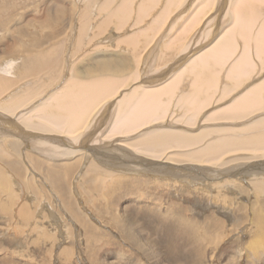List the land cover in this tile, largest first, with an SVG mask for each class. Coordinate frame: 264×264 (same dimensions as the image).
Segmentation results:
<instances>
[{"label": "bare ground", "instance_id": "6f19581e", "mask_svg": "<svg viewBox=\"0 0 264 264\" xmlns=\"http://www.w3.org/2000/svg\"><path fill=\"white\" fill-rule=\"evenodd\" d=\"M53 1L54 3H52L50 0H36V3L32 2V5L30 4L31 6L36 4V8H38V6L42 2V5L45 7L42 11V15L38 16L39 18L34 17L32 19H28L25 24L23 23V30H20L22 35H18L14 27V30L11 29L13 31H10L9 33L7 32L8 35L12 36L14 31H16V35L15 37H12V40L13 42H15V45L18 43L20 44L15 48L13 47L15 50L11 48L12 51L9 53L2 49L3 51L1 52L0 56V64L8 59L24 56L28 58L27 62L24 63L27 65V63H31L33 61L32 58H35L37 60H34L30 64V69L26 67L24 68V71L22 73L32 74V71H39L40 68L51 63V66H55L54 70H56L55 68L57 67V72L55 71V73L57 74H55L54 76H56V79H59L64 75L66 68H68V63L71 64L73 59L81 56L83 53H88V51H90L91 49L94 50L93 47L96 45V43H100L98 41V38L101 37V35H105L103 41L105 39L114 37L107 31L111 25H115V31H122L121 29L123 28V25H125L126 21L132 16V13L134 11L133 6L135 3V0H118L119 5H117V3L115 4L116 0H103L100 9L98 8L100 13L97 14L100 16L104 14V11L108 10L109 12L107 13V16H104L102 20L99 21V24L94 23L96 18L90 20L93 17V10L89 5V10L87 9L83 12V16L86 17V19L82 20L79 25L77 24V33L75 34L74 29H76V27L75 25H73V20L76 21L75 12L72 14L73 19H64V16L61 13H56L57 8L60 7L59 3L61 2V0L60 2H58V0ZM166 1L167 2L164 10H162L159 13L160 15L155 17L154 20L152 19L153 22L151 23V29H147L148 31L144 32L145 34L141 33L136 35L135 32V37H133L132 39H128L125 42L127 46L134 48V52H140L138 46L142 42V38L148 40L150 39V43H152V41L154 42L155 37L153 35H155L156 30L160 33V30L164 26L168 17L171 15L170 9L176 8L178 4L182 3V1L184 2V0ZM193 1H198L199 3V0ZM213 1L215 2V0ZM230 1V5L233 4V12L230 11L232 12L233 17L230 19H232L233 22L232 20H230L232 24L230 25V27H228L229 30L231 29L230 36H225V38L223 33H221V36L218 35L220 37L216 36V40L212 43L210 42L211 44L208 43L209 46L207 44L208 47L204 48V51L202 50L199 56H194L195 58H193L192 60H190L189 58L188 63H186L185 66L180 69V71H174L173 69V74L170 75L169 82L168 80L167 82L159 80V82L163 81V83H166L165 86L163 85V87L161 86V88L154 87L152 89L147 87V89L139 85L141 87H139V89L138 85L136 87L131 86V90H127L128 92L122 97V99L119 100V102L111 103V101L113 100L109 101L110 103L106 102L112 97H115V95L118 94L123 87H129V85L128 87L126 86L128 80H130L131 78L128 79L127 75L130 74L127 73L128 71L127 69H125V66L127 64H130V67H132L133 65L131 66V64L133 63H127L129 60L127 59V56L123 54L119 56L120 60H116L117 63L112 59H108L109 61L105 59L104 62H102V60L100 63L95 62L93 69H95L96 72H88V74H86L87 77L82 76V73L76 72L77 68H79L80 66L71 65L72 70H75V73L71 76V78L69 77V80L66 79V82L63 83L61 87H56V91L52 92L48 96V98L45 97V99H43L41 103L38 104V106H36L35 108H33L32 106L31 110H29L30 106L33 105L35 101L41 100L43 94L46 93L49 88L54 86V84L56 83V79H51V81L54 82L53 86L49 88L47 87V84L44 83L42 86H40V88L31 90L29 88L26 89L24 92V96L22 95L23 97H16L15 93L13 95H9L8 104L5 106L0 105V110L3 112H0V150L3 151L4 149L8 152L9 148H4L7 145L6 147L11 148L9 150H11V152L15 155L16 160L13 161L10 166H8L9 169L8 167H5L6 170H8L9 173L10 171L13 172L15 177L17 176L19 178L15 171L24 172L26 170V156L31 163H34L35 168L40 174V178H42L44 181L43 183L50 182L54 189L53 192L55 193V195L57 194L56 197L60 195L63 198L61 203L63 208L67 209L66 213L70 216L69 219L75 222L77 221L78 224L83 227L85 232H87L86 224H88L89 222L87 220L86 222L88 223L85 224L84 222V220L86 219L85 215L87 213L85 215H83L82 213L79 214L81 210L77 209V205H75V202L72 198L74 194L72 191H75V188L71 189L72 186L71 183H69L70 186H67L66 184L64 189L62 184H60V182H62V179L59 176L62 170L63 173L66 172L67 175L70 172L73 173L78 165L79 160H85L89 162L88 160H94L93 156H95L97 160H99L98 162L95 160L97 164H100V166L105 165L103 166L104 169L107 166L115 170L118 169V171H111L108 168L106 170H103L102 168H100V166L98 167V165H94L93 162L92 165L94 166L89 170V173H87L85 177H83L85 185H78V189H80L81 191H84L83 189H86L84 192L88 193L87 195H84V193L82 192V198L84 199L83 205L89 209L90 207H92L90 210L104 219V225L108 226L110 224L123 237L124 240H129V242L133 244L132 246H135L137 251L147 259L146 262L149 261L150 264L164 263L161 259L162 256L159 255V251L155 248V245L151 243L150 239H152V234H144L148 225H150V231H157L158 233L160 232L164 234V236L168 237L169 239H176V241L180 245L178 243H174V246L178 249L190 248L192 257H195L197 259L200 258L204 262L206 261V259L207 261L211 260L214 257V255L212 254L213 250H211V248L221 243V241L223 239H226L225 237L229 235L228 231L224 232V229L226 228L225 224L227 225V222H223V218H216V216H214V213L206 214L203 217L204 220L198 222L196 221V219L187 215L188 208L184 206L185 203L174 202V204L169 205L167 208H164L162 204H160L162 202L161 198L156 197V200H154L150 205L152 206V208L150 206H146L148 212L146 211V213H143V219H140V221H138L137 223L132 224L127 223V219L125 217L126 215L121 216L122 214L118 215L116 214V212H114V206H112V204L114 203L111 201L114 200L119 203V201L123 202L126 198H133L132 196L138 198L140 192H143L145 188H153L155 190H158L161 183L166 185L167 187H171V183L174 179H180L187 184L189 182H192V184L190 185H194L193 182H198L203 188L206 187V190H210V188L212 189L216 187L218 188V190L220 188L226 189L230 194L236 193V191L240 193V195L243 196L245 200H242L243 202L237 203L238 212L230 211L231 214L229 215V218L231 220L233 219L232 223H237V221L243 223V220L246 217L244 214V210H246V207H248L247 203L249 204L251 210L255 205L261 206L260 209L262 213H264V79L262 76L264 75V9L263 7H260L261 4L264 3V0ZM85 2L88 3L87 1ZM141 2H143V0H141ZM156 2L157 0H146L145 3L143 2L144 4L140 3L139 5H137H141V7L136 10L137 18H135L137 25L143 22L142 19L147 18V13L150 11L151 7L153 8L155 6ZM195 2L192 3V5H197V2L196 4ZM206 2L213 3L212 0H206ZM224 2H228V0H224ZM204 6L203 8H206ZM40 7L42 8V6ZM211 7L213 6L211 5ZM75 8L76 7H74V9ZM228 9L229 8H227V10ZM168 11L170 12L169 14ZM187 11L189 12V10ZM187 11L184 10V13ZM203 11L206 12V10ZM191 13H193V11ZM197 13V16L195 14L193 15V17H196L190 20L188 26L186 25L188 23H186L185 25L183 24V26H187L184 27L186 30L183 28L184 30L182 31H185V36L189 33L190 30L194 31V29H196L197 26L202 23L199 21V13H201L200 10ZM133 14L135 15V12ZM45 17L49 21L54 20L58 24L63 19L61 25L59 24V28L57 29L61 34L54 33L53 28H50V31H53V33L46 32L45 26L42 25ZM131 20L135 21L134 19ZM33 22L37 24L40 22L39 28H36L32 24L27 25ZM214 22L213 24H215ZM219 23L222 24L223 21L222 23ZM95 25L98 26L95 28ZM132 25V27L136 26L134 24ZM194 26L196 27L194 28ZM255 27H257V30L259 28V30L255 31V37H253V31ZM67 28L70 30V33L72 32L71 38H69L70 35L66 30ZM218 29L215 30L217 31ZM223 29L225 28L223 27ZM90 30L93 31L92 34H90L89 32ZM38 33H41L42 35H40L39 37L36 36ZM179 34L178 36L180 38ZM232 34L234 37L238 36V38L242 41V45L236 43V39L231 36ZM8 35L6 36V38L8 37ZM125 36L127 37V35ZM164 36L165 35H163V37H161L160 39H163ZM23 37L29 38L27 39V41H25ZM209 37L211 38L210 35ZM65 40H69V48L72 49L70 50V53H68L71 54V56H67L68 54L65 53V57L62 60L60 56L62 55ZM120 40H117V42H119ZM203 40L201 42H203ZM183 43L185 42L181 43L177 41L176 43H174V45L177 44L179 46L177 51H180V54L184 52V46L187 45H184ZM182 44L184 46H182ZM167 45L169 44L167 43ZM12 46H14V44ZM100 46L101 45L99 44V47ZM144 46L146 45L144 44ZM187 47L189 49V44L188 46H186V48ZM96 48L98 47L96 46ZM155 48L151 49L152 51H154L153 53H149L150 47L145 48L149 51L143 49L144 51L149 53L147 58L143 57V62L141 61V52L138 53L140 54V58L136 56V58L140 59L139 62H142L143 67L146 64H148L149 66L148 60L152 56H154V59L152 58L153 61L151 60L152 62L161 60L160 56L162 54L159 49L160 46H158V50H155ZM166 49L168 51L170 49V46H164V50ZM237 51H239V54L233 59L232 57L237 54ZM138 54L136 53V55ZM70 58L73 59L70 60ZM92 58L94 59V57ZM67 59L68 61H66ZM230 59H233V62H231L232 66L229 67V69H227L228 67H226L227 71H229L226 72V75L224 74L225 76H223L224 79L221 87H224L222 90H220V100L232 97V95H234L236 91L238 92V96L235 95L234 97L236 98L233 97L234 100H232L228 106H225L223 110H221L220 112H218L219 110L216 111L218 112V114L213 115V118L207 119L215 122L222 121L233 123L234 121L235 123H238L240 121L242 122L244 120H247L246 123L243 124V126L239 123L235 124L236 127L218 126V128H212L205 126L206 128L203 127L204 129H201L196 133L185 131L186 129H176L179 126L178 123H180L181 125L184 124L185 126L180 125V127L183 128H189V126L198 124L195 122L196 119H199L198 117L202 115L203 111L207 110V108L212 105V98H214V96L217 94V91L219 90V84L221 83L219 67L225 68V65L231 61ZM255 59H258V61L260 60L261 63H258ZM134 61L136 62L138 60ZM139 62H136V64L138 63L137 66L141 63ZM178 62L179 63H177V65L181 64L180 61ZM178 67L180 66L178 65ZM255 67L258 68L256 70L257 74H253L255 71ZM159 72L160 71H158V73ZM162 72H164V70H162ZM167 72H169V70ZM136 74L135 82L141 79H138L141 76L137 73V71ZM135 76L133 77L135 78ZM37 78L39 77L37 76ZM1 80L3 81L0 83V96L4 95L5 92L10 91V88L8 86L9 84H7L6 80ZM156 80L153 81L157 83L158 81ZM187 81H189V85H184V89L180 88V86ZM252 81L254 82L250 84ZM179 88L183 90L180 91L181 93L178 99L176 91L179 92ZM245 88L247 89L246 91H244ZM241 89H244L242 92L245 93H241L239 95V90ZM175 97L177 98L176 102H178L176 104L178 110L179 108L183 110L181 111L183 117H180V120H172L171 118L172 122L174 123H177L178 121L177 124H174L171 121H166L165 119L166 116H168L167 114L169 112L171 104L173 105L172 98ZM255 114H258L257 118L253 117V115ZM165 124L167 125V128L162 127V125ZM171 124L174 125L175 129H171L173 127L169 128ZM152 126L154 128L150 129ZM142 130L145 131L143 132ZM140 131H142L143 133L138 134V132ZM58 134H66L69 139H65L64 136L66 135L63 136L64 138H59L60 136ZM54 135L59 136L57 137L59 138V142L57 143V145L55 141L56 136ZM132 136L135 137L131 138ZM8 138H10L9 143L4 144ZM79 144H81V146H78ZM34 146L35 148L32 149V147ZM32 152H34L37 157H32L29 154ZM42 153L47 156H45L44 158V155ZM2 155L3 153L0 152V158L3 157ZM40 158H44L47 161ZM59 158H61L60 160H70L74 158L76 159L74 160L75 163L67 165L63 163L64 161H58ZM48 161L57 162H54L53 164V162L50 163ZM237 162L238 164H236L235 167H232L234 166L232 164H235ZM245 167L246 169H243ZM101 169L105 171V174L106 171L107 173L114 172L113 174L110 173L108 175L112 176V179L100 176L103 175V173L101 174L99 172L102 171ZM6 170L4 171L8 173ZM123 171L128 174L129 178L127 176H124V174L119 175L120 172ZM32 172L34 173V171ZM115 172L118 173V175H116ZM139 173L153 180H155V178H163L168 179L170 182H162L161 180L143 181L144 179L140 180L136 176H132ZM28 174L30 176L33 175L32 173ZM92 174H97L99 176H93ZM223 175L228 178H226L227 180H223L221 184L219 183L220 185H218L217 182L220 181L219 177ZM238 176L251 178V180H248V189L246 188V186L244 187L242 184H237L235 183V181L231 180L233 177L236 178ZM65 177L67 178L66 175ZM123 177H126V179H124ZM215 177L216 180H214ZM213 180L215 182L214 184ZM216 183L217 186H215ZM0 185L3 186L5 184L0 182ZM27 189V193L33 194L32 196H37V194L35 193V188L30 189L29 187H27ZM49 189L50 188H48V190ZM104 190H106L107 193ZM117 191L122 192L121 199L119 198L120 195L117 196ZM6 194L11 195V193L9 192H7ZM212 195L211 197L210 195H208L212 201H219L217 197H213ZM101 196L105 199L104 203L101 201ZM142 196L148 198L150 196V192L143 193ZM252 198H254V202H251ZM9 199H7V202L11 200ZM98 202L103 204H98ZM115 207L118 208L119 206H117L116 204ZM30 211V209L26 212L23 211L22 213L24 214V217H30ZM256 211H252L253 217L251 221L256 222H253L257 227L256 230L259 228L260 231L253 232L254 230H250L253 233L252 235L249 233V231H247V234H249V237H251L249 238L248 244L249 246L253 247V249L254 247H258L259 243L262 240L264 241L263 227H259L258 223V220L264 221V215L262 214V216H257ZM59 225L57 224V226ZM136 225L139 227L137 229L133 228V226ZM232 225L234 226L235 224H231V226ZM106 226H104V228ZM126 226H130V229H128ZM89 227L91 228L90 225ZM231 230H229L230 234ZM235 231L236 230H234L233 233H235ZM88 236H85V240L87 242L89 251H97V248L100 250L105 246V244H100L98 242L92 241V239H90ZM52 237L51 239L55 242V240L57 239ZM233 241L237 242L238 240ZM106 242L107 241H105V243ZM69 250L66 251V248H63L60 252V256L62 255L68 258L71 253V251ZM97 252L91 253L89 257H91V259L93 260L95 258V253ZM256 256L257 258H259L260 256H264V250ZM139 259L141 260V258ZM138 261L136 262V264H140V262L138 263ZM258 261L261 262L262 260L259 259ZM91 262L92 264H107L106 261L100 262L99 260L98 262H96V260H93ZM250 263L253 264V262H248V264Z\"/></svg>", "mask_w": 264, "mask_h": 264}, {"label": "rangeland", "instance_id": "374dc122", "mask_svg": "<svg viewBox=\"0 0 264 264\" xmlns=\"http://www.w3.org/2000/svg\"><path fill=\"white\" fill-rule=\"evenodd\" d=\"M6 1H7V3H6ZM21 1L22 0H20V1L19 0H0V32H1L0 33V56H1V52L3 51L2 49H4L7 53L11 52L12 49L15 50L14 48L20 44V43H18L15 45V42H13V40H12V37H15V35H16V31H17L18 35H22L20 30H23L22 29L23 23L25 24L28 19H32L34 17L39 18L38 16L42 15V11L45 8L42 5L43 4L42 2L38 6V8H36V4L33 5L34 6V8H33V6H31L32 2L36 3V0H23L22 2ZM50 1L52 3H54L53 0H50ZM85 1H87L88 3H86ZM95 1L94 0H84V1H82V0H61V2H60V0H58V2H60L59 3L60 7L57 8L56 13H61L64 16V19L68 18V20H69L71 18L73 19L72 14L75 12L76 21L73 20V23H74L73 25H75V27H76V29H74V32L76 34L77 33L76 30H77L79 23L82 20L86 19V17L83 16V12L87 9L89 10V7H88L89 5L93 10V14H92L93 17L90 20H93L96 18L95 22H94L95 24H99V21H101L104 16H107V13L109 12L108 10L104 11L103 12L104 14L100 15L102 17H100L98 15L100 13L99 9H100V6H101L103 0H95ZM145 1L146 0H143L144 3H145ZM207 1H211V0H207ZM225 1H227V0H225ZM143 2H141V0H138V2H137V0H135L134 6H133V8H134L133 13L135 12V15L132 13V16L130 17V19H128L126 21L125 25H123V28L121 29L122 31H117V30L115 31V25L114 24L108 28L107 31H108V33L112 34V36H114L113 38L111 37V38L105 39L103 41V38L105 36L103 34L104 36L101 35V37L98 38V41L100 43H96V45L93 47L94 50L91 49L90 51H88V53H86V54L83 53L81 56H78L75 59L70 58V60L73 59L72 63L67 64L68 68H66L64 75L61 76L59 79L58 78L56 79V76H54L55 74H57V73H55V71L57 72V67L55 68L56 70H54L55 66H53V65L51 66V63H49L46 66H43L42 68H40L39 71H32V74L22 73L24 71V68L27 67L28 69H30V64L34 60L36 61L37 59L32 58L33 61L31 63H27V65H26L24 63L27 62V59H28L27 57H24V56L23 57H16V58L21 59L23 62L17 66L16 72H15V78L10 79V78L4 77V76H0L1 79L6 80L7 84H9L8 86L10 88V91H7L4 93V95L0 96V98H1L0 99V105L5 106L8 104L9 95H13L15 93L16 97H23L26 89H28V88L30 90L31 89H37V88H40V86H42L44 83L47 84V87L49 88V87L53 86V82H54V81H51V79H56V83L54 84V86L49 88L46 91V93H44L45 95L43 94V97L41 98L40 101L34 100L35 102L33 103V105L30 106V109H29V110H31L32 106H33V108L38 106V104L41 103V101L43 99H45V97L48 98V96L52 92L56 91L57 88L61 87L62 84L66 82V79L69 80L71 78V76L75 73L74 72L75 70H72L71 65L80 66L79 68H77L76 72L82 73V76L87 77L86 74H88V72H90V71L96 72V70L93 69L95 62L100 63L102 60H103L102 62H104L105 59L106 60L112 59V60H115V62L117 63L116 60H120L119 56L124 54L127 56V59L129 60L127 63H129V62L133 63V64H131V66L133 65L132 67H130V64H127L128 66L127 65L125 66V69H127V71H128L127 73L130 74V75H127L128 79H130V78L131 79L128 80V83L126 86V87H128V85H129L128 88L123 87L119 91V93L115 95V97H112L111 99L106 101V102H109V101L113 100V101H111V103L112 102L116 103V102H119V100L122 99V97L128 92L127 90H129V91L131 90V86L136 87L138 85V88L141 86V87H145V88L148 87V88H152V89L154 87L155 88H161V86L162 87H163V85L165 86L166 83H163V81L167 82V80H168V82H169V80H170L169 77L171 74H173V71H172L173 69H174V71H180V69H182L186 63H188L189 58H190V60H192L196 56H199L200 52L202 50L204 51V48L208 47L209 44H211L213 41L216 40V36H218V35L221 36L222 35L221 33L224 34V37L230 36V34H231L230 33L231 29L229 30L228 27H230V25L233 22V20L230 19V18H233L232 17V12H233V6L232 5L233 4L230 5V3H231L230 0H228L229 5H228V2H224V0H215V2L212 0V2L214 4L206 2V0H203V1L199 0V3H198V1H196L197 5L199 4L198 7H197V5H194V4H193L194 6L192 5V3H194L195 1L184 0V2L182 1L181 4H178V6L176 7L177 9L176 8L170 9L171 13L168 11V14L170 13L171 15L168 17L164 26L160 30V33L157 30L155 31V35H153L156 38L155 39L153 37L155 41L154 42L152 41V43H150L151 42L150 39L148 40V39L142 38V42L138 46L141 53L138 51L134 52V48L127 46V44L125 42L128 39H132L133 37H135L134 36L135 32H136V35L141 34V33L145 34L144 32L148 31L147 29H149V28L151 29V23L153 22L152 19L154 20L155 17L160 15L159 13L162 10H164V7H165L167 1L166 0H157V2H159V3L156 2L155 6L153 5L155 7V8L153 7L154 10L151 7V9L149 11L151 14L148 12L147 13L148 16H146L147 18L142 19L143 22L139 23L137 25L136 24V18H137L136 10H138V8L141 7V5L140 6H137V5H139L140 3L144 4ZM196 2H195V4H196ZM116 3H117V5H119L118 0L115 1V4ZM208 3L210 5V7H209ZM263 4H261L260 7H263V9H264ZM92 5L94 7H96L97 9L98 8L99 9L97 10ZM211 5L213 7H211ZM40 6H42V8ZM135 6H137V7H135ZM189 6H190V8H189ZM203 6L208 8V9L203 8ZM3 7H4V9H3ZM74 7H76V8L74 9ZM19 8H20V10H19ZM227 8H229V9L227 10ZM184 10H186V11L189 10V12L187 11L184 13ZM199 10L201 12V13H199V17H200L199 21L202 23L199 24L197 26V28L194 29V31L190 30L189 33L187 32L188 34L185 36V34H186L185 31L182 32L185 29L184 27H187L190 23V20L198 15L197 12H199ZM203 10H206L207 13L204 12ZM192 11H193V13H191ZM230 11H232V12H230ZM194 14L196 16L193 17ZM152 15H154V16H152ZM173 16H175V17H173ZM131 19H134L135 21H133ZM230 20H232V22ZM62 21H63V19L61 20V22ZM128 21H130V22H128ZM212 21L213 22L215 21L214 22L215 24H213ZM222 21H223V23H222ZM61 22H59L60 25H61ZM219 22H221L222 24H220ZM39 23L37 24V23L33 22V23H29L27 25L32 24L36 28H39ZM48 23H49V25H48ZM174 23H176V24H174ZM186 23H188V24H186ZM225 23L228 26H226ZM59 24L56 23L54 20L49 21L46 17L44 18V22H42V25L45 26V30L48 33H53V31H50V28L51 29L53 28L54 33L61 34L60 31L57 30L59 28ZM132 24H134L136 26L132 27L133 26ZM183 24L184 25L186 24L187 26H183ZM127 25H129V26H127ZM171 25H173V26H171ZM97 26L98 25H95V28ZM13 27L16 29V31H14L12 36L8 35V33L10 31L14 30ZM195 27L196 26H194V28ZM223 27L225 29H223ZM139 28L140 29L142 28V29L140 30ZM256 28L257 27H255V29L253 31V37H255L254 33L257 30ZM11 29H13V30H11ZM206 29L208 30V32ZM215 29H218L217 30L218 32ZM66 30L70 35L69 38H71L72 32L70 33V30L68 28ZM258 30H259V28H258ZM224 31H225V33H224ZM37 32H39V31H37ZM89 32H90V34L93 33L92 30H90ZM177 33L178 34L180 33L179 35H180L181 39L179 38ZM7 35H8V37L6 38ZM40 35H42V34L38 33L36 36L39 37ZM125 35H127V37ZM163 35H165L164 38L160 39L161 37H163ZM209 35L211 36V38L209 37ZM64 36H67V35H64ZM203 36H204V40H203ZM220 36H218V37H220ZM231 36H233V34ZM63 37H61V38H63ZM107 37H109V36H107ZM122 37H126V38H122ZM28 38L29 37H23V39L25 41H27ZM119 38L120 39L122 38V39L120 40ZM233 38L236 39L237 44L242 45L241 44L242 41L238 38V36L237 37L233 36ZM238 39H239V41H238ZM109 40H110V42H109ZM117 40H120V41L117 42ZM202 40H203V42H201ZM174 41H176V42L178 41L181 43L185 42V43H183L184 45L187 44L185 46L182 44V46H184V52H185V53L183 52L184 54L183 53L180 54L181 52L177 51L179 46L177 44L174 45V43H176ZM68 42H69V40H65V45H64V48L62 51V55L60 56V58L62 60L65 57V53L68 54L67 56H71V54H69V53H70V50L72 48L71 49L69 48L70 44ZM170 42H172V43H170ZM106 43H107V45H106ZM167 43L169 45H167ZM13 44H14V46H12ZM99 44L101 45L100 47H99ZM144 44L146 46H144ZM188 44H189V49H188V47L186 48V46H188ZM207 44H208V46H207ZM51 45H53V44H51ZM142 45L144 46V48ZM240 45H239V47H240ZM96 46L98 48H96ZM158 46H160L159 49H160V52L162 54L160 56L161 60H157L156 62H152L153 61L152 58L154 59V56H152L148 60L150 67L148 66V64L144 65V67H143L142 62L144 61V58H147L149 53L154 52L151 49H154L156 47L155 50H158ZM164 46H167V47L170 46V49L168 51H167V49L164 50ZM149 47H150V49H149L150 51L148 49L147 50L145 49V48H149ZM195 47H196V49H195ZM143 49H145L146 51H149V53L144 51ZM136 53L137 54L140 53L141 55L140 54L136 55ZM238 54H239V51H237V54H235L232 58L234 59ZM139 55L142 56L141 61L142 60L143 61L142 62L140 61L141 63L139 62V60H140ZM96 56H98V57H96ZM136 56L139 58H136ZM92 57H94V59ZM233 59H230L231 61L225 65V68L219 67L220 77H221V83L219 84V90L217 91V94L214 96V98H212L213 99L212 105H210L209 108H207V110L203 111L202 115L198 117L199 119H196L195 122L198 123L199 125L198 124H196L194 126L188 125L189 128L188 127L183 128V127H180L181 124L178 123V121H177L179 126L176 129L181 128L183 130L186 129L185 131H188L190 133H196V132H199L201 129H204L206 127H212V128H218V126L219 127L220 126H228V127H234L235 126L236 127L235 124L239 123L240 125L243 126V124L246 123L247 120H244L242 122L240 121L238 123L237 122L235 123V121L233 123V122H222V121L215 122V121L209 120V119L213 118V115H217L218 112L223 110L225 108V106H228L229 103L232 100H234V98H236V97H234L235 95L238 96L237 95L238 92L236 91L234 93V95H232V97H229L228 99L220 100V98H221L220 90H222L224 87V86L221 87L223 79H224L223 76H225L226 72L229 71V70L227 71V69H229V67L232 66L231 62H233ZM134 60H138L136 62L140 63L138 65L139 67L137 66L138 63L136 64V62ZM255 60L258 63H261L260 60L259 61H258V59H255ZM66 61H68V59ZM178 61L181 62V64H178L180 67H178V65H177V63H179ZM226 67H228V68L226 69ZM256 67H255V71L253 74H257L256 70L258 68H256ZM175 68H177V69H175ZM162 70H164V72H162ZM166 70L167 71L169 70V72H167ZM136 71L141 76L138 78V79L141 78L140 79L141 81L138 80L135 82L136 76H137ZM158 71H160V72L158 73ZM167 73L168 74L170 73L169 76ZM135 74H136V76H135ZM37 76L39 78H37ZM133 76H135V78ZM262 76L264 79V75H262ZM1 79H0V83L3 81ZM153 80L154 81L156 80L158 82H159V80H163V81H160L159 82L160 84L157 82L158 83L157 84ZM147 81H149V82H147ZM161 82H162V84H161ZM253 82L254 81H252L250 84H252ZM129 83L132 85H130ZM146 84H148V85H146ZM184 85L188 86L189 81L182 84L180 86V88L184 89L185 88ZM11 87H13V88H11ZM180 88L178 89L179 92L176 91L177 94L175 93L178 96V99H179V95L181 93L180 91L183 90ZM246 88H249V87H246ZM246 88H245V90L244 89L239 90L240 91L239 95L241 93H245L242 91L243 90L246 91L247 90ZM176 97L172 98L173 99L172 100L173 105L171 104V106L169 108V112L167 114L168 116H166V118H165L166 121L172 122V120H175V119L180 120V117H183V114L181 112L183 110L180 108L178 110V107L176 105L178 103V102H176V99H177ZM216 111H218V112H216ZM0 112L3 113L1 110H0ZM180 114H181V116H180ZM170 115H172V116H170ZM168 117H169V119H168ZM253 117L257 118L258 114L253 115ZM171 118H172V120H171ZM207 118H209V119H207ZM172 123H174V122H172ZM177 123H174V124H177ZM181 126H185V125L182 124ZM162 127L167 128V125L166 124L162 125ZM162 127H159V128H162ZM171 127H173V128H171ZM153 128L154 127L152 126L150 129H153ZM169 128L175 129L174 125H172V124L169 126ZM142 131L144 132L145 130H142ZM142 131L138 132V134L143 133ZM58 135L60 137L57 135H54V136H56L55 137L56 138L55 139L56 145L59 142V138H62L66 134H61V135L58 134ZM57 137H59V138H57ZM64 137H65V139L68 138L67 135ZM133 137H135V136H132L131 138H133ZM9 139L10 138H8L4 144H8ZM114 144H117V143H114ZM6 146L4 148L11 149L10 147H6ZM78 146H81V144H79ZM34 148H35V146L32 147V149H34ZM9 149H8V152L5 151L4 149H3V151L0 150V152L3 153V155H2L3 157L0 158V182L5 184L3 186L0 185V207H1V211H0V213H1L0 214V264H92L91 261H93V260H96V262H98V260L100 262L106 261L107 264H136V262L139 260L138 263L140 262V264H141V262H142V264H150L149 261L146 262L147 259L145 257H143L140 252L137 251L135 246H132L133 244H131V242H129V240H126V239L124 240L123 237L110 224H109L110 226L104 225L103 224L104 219L102 217L98 216L95 212L91 211L90 209L92 207H90V209H89L83 205L84 199L82 198V195H83L82 192L84 193V195H87L88 193L84 192L86 189H83L84 191H81L80 189H78L79 188L78 185L79 184L85 185V183L83 181V177H85V175L87 173H89V170L94 165H98V167L100 166V164H97V162L99 160H97V158L95 156H93L94 160H92V159L88 160L89 162H87L85 160H79L78 165L75 168V170L73 171V173L70 172L67 175V173L66 172L63 173V170H62V172L59 176L62 179V182H60V184H62L64 189H65V185L67 184V186H68L69 183H71V186H72L71 189L75 188L76 192L72 191L74 193L72 198L75 202V205H77V209L81 210L79 214L82 213L83 215H85L86 213L87 214L89 213L88 215L90 217L87 214H86L87 216L85 215V217H86V219L84 220L85 224L89 222L88 224H86L87 225V228H86L87 232H85L83 227H81L77 221L75 222V221H72L71 219H69L70 216L66 213L67 209L63 208L62 203H61L63 198L60 195L58 197H56L57 194L55 195V193L53 192L54 189H53L52 184L50 182L43 183L44 181L42 178H40V176H39L40 174H39L38 170L35 168L34 163H31L27 159L26 156H25V158H26L25 169L26 170L24 172L15 171V173L19 176L20 179L17 176L15 177L13 172L10 171V173H9V171L6 170L5 167L10 166V164H12V162L16 160L15 155ZM79 149H80V147H79ZM171 153H173V152H171ZM29 154L32 157H37V155L34 154V152L29 153ZM42 154L44 155V153H42ZM45 156H47V155H44V158H45ZM44 158H40V159L46 160ZM76 158L70 159V160H66V159L60 160L61 158H59L58 161L59 160L64 161L63 162L64 164L70 165L72 163H75L74 160ZM48 162H50V163L53 162V164H54V162H57V161H48ZM92 163L94 165H92ZM239 163H243V162H239ZM89 164H90V167H89ZM236 164H238V162L235 164H232V165H234L232 167H235ZM103 166H105V165L100 166V168H102L103 170H106L107 168L111 171L115 170L109 166L105 167V169H104ZM8 169H9V167H8ZM27 169H29V170H27ZM243 169H246V167ZM4 170H6L8 173H6ZM103 170L99 171L101 174L103 173V175H100V176H103L105 178L108 177V179H112L111 178L112 176H108L112 172L107 173V171H106V174H107L106 175L105 171H103ZM32 171H34V173ZM115 171H118V169H116ZM27 172L32 173L33 175L30 176ZM80 172H83V173H80ZM7 174H8L9 179L7 178ZM115 174L118 175V173H116V172H115ZM123 174H124V176L128 177V174H126L124 171L120 172L119 175H123ZM140 174L141 173H139L137 175H132V176H136L140 180L144 179L143 181H145V180L152 181L153 180V179H150L149 177H146V176H143L142 174L141 175ZM65 175L67 176V178L65 177ZM92 175L93 176H99L97 174H92ZM123 178L126 179V177H123ZM226 178H228V177H226L225 175L220 176L219 177L220 181L217 182L218 185H220L223 180H227ZM155 180L156 181L161 180L162 182H170L168 179H163V178H155ZM155 180H153V181H155ZM214 180H216V177ZM214 180H213V184L215 183ZM228 180H230V179H228ZM231 180L235 181V183H237V184H242L244 187L246 186V188L248 189V187H247L248 180H251V178L250 177L245 178V177L238 176L236 178L233 177ZM217 183L215 186H217ZM190 184H192V182H189L187 184L180 179H174L171 183V187H167L166 185L161 183L159 185L160 188H158V190H155L153 188H145L146 190L144 189L143 192H140V194L138 195V198L139 197L141 198V199L139 198V200L137 197L132 196L133 198L124 199V201H123L124 203L122 201H119V203H117L116 201L113 200L111 202H113L114 204H112V203L111 204H112V206H114L113 208H114V212H116V214H118V215L122 214L121 216L126 215L125 217L127 219V223H132V224L137 223L138 221H140V219H143L142 218V216L144 217L143 213L144 212L146 213V211H147L146 206L149 207L151 205V203L154 200H156V197L161 198L162 202L160 204H162V206L164 208H167L169 205L174 204V202L185 203L184 206L188 208V214L187 215L196 219V221H198V222H201V220L202 221L204 220L203 219L204 215L213 214V213H214V216H216V218H218V217L220 219L223 218L222 221L227 222V225L225 224L226 228L224 229V232L228 231L229 235H227L225 237L226 239H223L221 241V243H219L215 247L211 248V250L214 251V253L212 251V254L214 255V257L209 261H207V259H206L205 262L200 258L197 259L195 257H192V255L190 253V250H191L190 248L178 249L177 247H175L174 243H178L176 241V239H169L168 237L164 236V234H162L160 232L158 233L157 231H150L149 230L150 225H148L144 234L145 235L152 234V239H150L151 243L153 245H155V248L159 251V255L162 256L161 259H162V262L164 264H204V263L205 264H248V262H253V264H264V256H260L259 258H257V256H256L259 253L263 252L264 241L262 240L259 243V246L256 248L254 247V249H253V247L249 246V244H248L249 238H251V237H249V234H247L248 233L247 231H249V233L251 235L253 234L250 230H254L253 232L260 231L259 228L256 230L257 227L254 225V223H256V222L251 221V219L253 217L252 211H254V210L255 211L257 210L256 211L257 216H262V214L264 215V213H262V211L260 209L261 206L255 205L254 208L251 210L249 204L247 203L248 207H246V210H244V214L246 217L244 218L243 223H241L239 221H237L238 224L235 222L232 223L233 219L231 220L229 218V215L231 214L230 211L231 212L232 211L238 212L237 203L243 202L245 200V198H243V196H241L240 193H238L236 191V193L230 194L226 189L220 188L218 190V188H216L215 186H214L215 188H212V189L210 188V190H206V187L203 188L198 182L197 183L193 182L194 185H190ZM27 187H29L30 189L35 188V191H36L35 193L37 194V196H32L33 194L27 193V191H28ZM48 188H50V189L48 190ZM188 188H190V189H188ZM77 190H79V191H77ZM104 191L106 192V190H104ZM147 191L150 192V196L148 198H145V196L143 197L142 195H143V193H148ZM7 192L11 193L12 196L6 194ZM224 193H226V194H224ZM222 194H224V195H222ZM121 195H122V192L117 191V196H119L120 199H121ZM208 195H210V197H211V195L213 197H217L219 201H216V202H215V200L212 201ZM224 197H225V199H224ZM237 197H238V199H237ZM7 199H9L11 202L10 201L7 202ZM101 201L103 203L105 201V199L102 196H101ZM252 201L254 202V198H252L251 202ZM103 203L98 202V204H103ZM116 204H117V206H119L118 208L115 207ZM78 207H80V208H78ZM150 207L152 208V206H150ZM28 208L31 210L30 211L31 216L30 217H28V216L24 217V214L22 212L23 211L26 212L27 210H29ZM22 209H23V211H22ZM51 211H53V212H51ZM97 217H99V218H97ZM91 218H92V220H91ZM86 220L88 222H86ZM99 221H100V223H99ZM258 223H259V227L260 226L263 227V233H264V221L258 220ZM57 224L58 225L60 224V225L57 226ZM231 224H235V225L231 226ZM68 225H69V227H68ZM74 225H75V227H74ZM89 225L91 226V228L89 227ZM104 226H106V227L104 228ZM108 227H109V229H108ZM126 227L128 229H130V226H126ZM138 227L139 226H137V225L133 226V228H135V229H137ZM232 227L234 228V230H236L235 233H233L234 230ZM88 229H89V231H88ZM241 229H243V230H241ZM229 230H231V234H230ZM91 233H93V234H91ZM86 234H88L90 236H88ZM85 236H88L90 239H92V241L98 242L100 244H105V246L103 248H101L100 250L97 248L98 252L93 251V252H97V253H95V258L93 260L91 259V257H89V255L93 252L89 251L87 242L85 240ZM51 237L56 238L57 240H55V242H54L51 239ZM120 237H122V238H120ZM48 238H50V239H48ZM233 240H238V241L235 242ZM105 241H107V242L109 241V242L105 243ZM63 248H66V251H68L70 249L69 251H71V253L69 252L70 256L68 258L65 256H62V255L60 256V254H61L60 252ZM121 253H122V255H121ZM139 258H141V260ZM250 258H251V260H250ZM227 259H228V261H227ZM259 259L262 261L261 262L258 261ZM250 264H252V263H250Z\"/></svg>", "mask_w": 264, "mask_h": 264}, {"label": "clouds", "instance_id": "9594fccd", "mask_svg": "<svg viewBox=\"0 0 264 264\" xmlns=\"http://www.w3.org/2000/svg\"><path fill=\"white\" fill-rule=\"evenodd\" d=\"M22 60L19 58H11L0 64V76H4L10 79L15 78L16 68Z\"/></svg>", "mask_w": 264, "mask_h": 264}, {"label": "crops", "instance_id": "0c3cea01", "mask_svg": "<svg viewBox=\"0 0 264 264\" xmlns=\"http://www.w3.org/2000/svg\"><path fill=\"white\" fill-rule=\"evenodd\" d=\"M189 8H190V6H189ZM189 8H188V9H189Z\"/></svg>", "mask_w": 264, "mask_h": 264}]
</instances>
